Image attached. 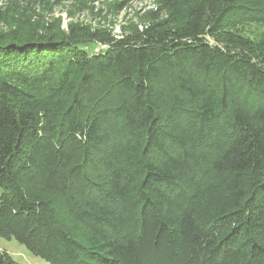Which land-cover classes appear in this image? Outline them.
<instances>
[{
	"label": "trees",
	"instance_id": "trees-1",
	"mask_svg": "<svg viewBox=\"0 0 264 264\" xmlns=\"http://www.w3.org/2000/svg\"><path fill=\"white\" fill-rule=\"evenodd\" d=\"M58 1L0 4V239L47 264H264V57L221 35L264 0H155L95 53L40 21Z\"/></svg>",
	"mask_w": 264,
	"mask_h": 264
},
{
	"label": "rangeland",
	"instance_id": "rangeland-1",
	"mask_svg": "<svg viewBox=\"0 0 264 264\" xmlns=\"http://www.w3.org/2000/svg\"><path fill=\"white\" fill-rule=\"evenodd\" d=\"M2 2L0 0V4ZM37 5L34 10L40 21L50 25L55 32L68 33L72 26L85 36V40L88 32L120 37L136 27L142 30L148 25V12L156 9L155 0H63ZM221 35L248 44L264 57V22H238L224 29ZM84 42L86 50L93 53L105 49V45L96 39ZM0 250H6L20 264H47L15 239H0Z\"/></svg>",
	"mask_w": 264,
	"mask_h": 264
}]
</instances>
